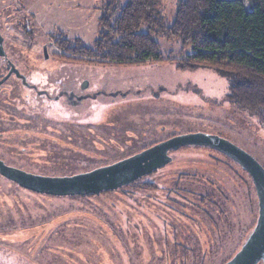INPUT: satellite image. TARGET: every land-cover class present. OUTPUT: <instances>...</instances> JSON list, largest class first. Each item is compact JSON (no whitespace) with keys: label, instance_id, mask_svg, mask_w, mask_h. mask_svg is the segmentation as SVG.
Listing matches in <instances>:
<instances>
[{"label":"rangeland","instance_id":"obj_1","mask_svg":"<svg viewBox=\"0 0 264 264\" xmlns=\"http://www.w3.org/2000/svg\"><path fill=\"white\" fill-rule=\"evenodd\" d=\"M8 1V36L23 40L14 52L41 54L46 47L51 56L70 54L58 47V37L94 46L112 0ZM179 2L162 0L168 25ZM158 40L163 57L182 56L178 41ZM45 62L40 68L52 69ZM75 65L107 78L116 92L91 112L92 131L76 125L75 140L69 139L73 131L46 132L50 141L28 144L26 156L6 155L8 163L38 175L72 176L174 137L205 134L229 141L264 168V127L230 100L229 80L219 71L151 61ZM172 158L141 180L99 195L41 194L0 174V264L229 263L258 223L252 176L208 145H183Z\"/></svg>","mask_w":264,"mask_h":264},{"label":"trees","instance_id":"obj_2","mask_svg":"<svg viewBox=\"0 0 264 264\" xmlns=\"http://www.w3.org/2000/svg\"><path fill=\"white\" fill-rule=\"evenodd\" d=\"M245 1L180 0L168 25L162 0H123L121 6V0H112L101 16L94 46L62 37L56 44L94 63L151 61L173 62L180 68L211 67L228 78L230 100L264 127V0H248L249 7ZM159 38L178 41L182 56L163 57Z\"/></svg>","mask_w":264,"mask_h":264},{"label":"flooded vegetation","instance_id":"obj_3","mask_svg":"<svg viewBox=\"0 0 264 264\" xmlns=\"http://www.w3.org/2000/svg\"><path fill=\"white\" fill-rule=\"evenodd\" d=\"M10 9L13 8L8 0H0V35L3 47V52H0V161L25 172L38 174V171H28L15 163H8L5 156H26L27 145L31 143L33 147L34 143L35 147H42L41 144L50 141L48 137H44L46 132L61 135L60 132L66 134L68 130L73 131L74 136L69 139L75 140V130L78 129L76 125H90L88 129L92 131L93 123L87 121L93 114L91 112L116 92L110 90L113 86H110L107 78L93 75L83 69V66L75 65L77 62L92 64V61L76 59L71 54L46 55V47L42 48L41 54H24L18 48L14 52L11 47L23 46V40L20 42L18 38L8 36L7 30L11 23L8 19L13 12ZM27 27V23H24L22 29ZM45 60H48L47 64L52 69L40 68L45 65ZM101 125L107 128V123ZM79 129L82 130L81 127ZM77 144L80 146L82 143ZM21 145L26 146L20 151L17 148ZM178 149L163 152L162 155L171 157L172 161V153ZM0 174L7 177L1 171ZM18 184L25 190L37 192L29 186ZM97 184L103 185L101 180Z\"/></svg>","mask_w":264,"mask_h":264},{"label":"water","instance_id":"obj_4","mask_svg":"<svg viewBox=\"0 0 264 264\" xmlns=\"http://www.w3.org/2000/svg\"><path fill=\"white\" fill-rule=\"evenodd\" d=\"M0 35V52H3ZM46 55L47 49H45ZM200 144L219 149L249 172L259 196L258 223L247 242L233 260L227 264H258L264 260V168L248 153L229 141L217 136L190 134L174 137L113 164L72 176L50 177L8 166L0 161V171L5 176L29 186L42 194L51 195H99L103 191L119 189L170 163L171 157L162 153L183 145ZM101 180L103 185H98ZM36 186V187H35Z\"/></svg>","mask_w":264,"mask_h":264}]
</instances>
